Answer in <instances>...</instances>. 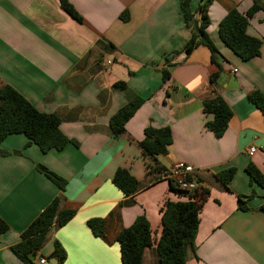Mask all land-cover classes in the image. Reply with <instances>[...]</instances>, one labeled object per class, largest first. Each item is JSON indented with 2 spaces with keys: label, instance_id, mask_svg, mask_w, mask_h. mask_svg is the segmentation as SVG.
<instances>
[{
  "label": "crops",
  "instance_id": "crops-1",
  "mask_svg": "<svg viewBox=\"0 0 264 264\" xmlns=\"http://www.w3.org/2000/svg\"><path fill=\"white\" fill-rule=\"evenodd\" d=\"M69 2L82 22L58 0H0V90L11 86L40 112L58 116L69 139L62 150L48 153L23 134L1 143L7 155L0 156V217L9 230L0 239V264H25L11 247L56 197L61 210L75 215L62 227L52 226L42 249L30 255L33 264L41 258L45 264H122L116 238L124 229L144 215L158 240L166 202L189 200L157 177L177 162L193 166L208 191L187 264H264V189L250 185L246 171L252 163L264 174V116L248 100L254 91L264 94V45L259 57L243 61L218 33L232 9L246 13L255 2L264 7V0H214L208 8L207 32L221 70L206 47L185 51L191 32L181 0ZM201 3L191 0L194 13ZM195 17L199 21L200 13ZM248 34L264 41V8L250 19ZM164 70L170 74L165 81ZM219 71L215 86L210 78ZM233 77L236 88L230 89ZM121 82L125 89L116 87ZM218 95L234 113L222 138L205 127L213 116L203 112ZM137 97L145 103L126 132L113 136L110 119ZM149 126L172 132L168 153L156 159L140 147ZM252 146L258 150L250 156ZM38 164L66 180L64 192L38 172ZM229 168L236 174L225 186L216 175ZM118 169L137 179L135 194L115 186ZM239 197L247 210L239 208ZM92 219L104 221L99 237L88 226ZM55 241L66 252L64 262L51 258ZM143 264H160L156 244L145 250Z\"/></svg>",
  "mask_w": 264,
  "mask_h": 264
},
{
  "label": "trees",
  "instance_id": "trees-1",
  "mask_svg": "<svg viewBox=\"0 0 264 264\" xmlns=\"http://www.w3.org/2000/svg\"><path fill=\"white\" fill-rule=\"evenodd\" d=\"M60 7L72 18L82 22V16L74 9L69 0H58ZM214 0H201L197 12L191 9V0H181L180 8L183 14L186 28L191 32V37L185 45V51L190 54L196 48L206 47L211 53V60L218 68V52L214 42L210 38L207 29L210 20L207 15L208 8ZM263 6L255 2L246 12L240 13L237 9H232L219 23L218 33L223 43L241 60L248 61L259 57L264 41L248 34L250 19ZM200 13L198 21L199 29L194 30L195 14ZM121 19H129L128 12L121 15ZM221 70V68L219 69ZM168 71L163 72L164 81L169 78ZM220 71L213 74L210 81L217 86ZM116 87L125 89V83H118ZM248 100L258 108L264 116V94L254 91L248 95ZM145 103V100L137 97L122 107L109 122L113 136L118 137L126 132L127 122ZM203 112L212 115L213 119L205 123V127L213 132L217 138H222L226 133L229 122L234 116L232 109L221 96H216L213 100L204 104ZM61 120L55 114L40 112L20 93L11 86H5L0 90V145L10 135L23 134L30 144H35L43 153L52 150H62L69 139L60 129ZM173 143L172 132L169 127L156 129L147 127L144 130V139L140 147L144 156L156 159L158 156L166 155L168 148ZM7 155L0 149V156ZM38 172L48 178L60 192H64L67 182L62 177L49 170L47 167L38 164ZM250 177V185L257 184L264 189V174L254 165L250 164L246 169ZM236 174L235 168H229L217 173V179L227 186ZM113 183L125 195L135 194L139 189V182L126 169H118L113 178ZM171 191L180 196H189L186 202L168 201L162 211V233L158 240L154 239L150 223L142 215L136 218L134 223L124 229L116 238L120 247V258L122 264H143L145 250L157 245V252L160 264H187V251L194 249L195 239L200 224V212L203 203L207 199L208 191L202 188L193 193L177 190L170 184ZM253 193L246 197L253 198ZM239 197L238 206L241 210H247V201ZM260 212L264 213V204L260 207ZM75 215L74 210H61L60 198L54 200L30 223L21 235V241L11 247L14 255L25 264H33L30 255H36L44 246L48 233L54 224L62 227L66 225ZM88 226L93 234L101 236L104 231V221L92 219L88 221ZM9 230V225L0 217V239ZM51 258H56L60 262L66 260V252L58 241L54 243V251Z\"/></svg>",
  "mask_w": 264,
  "mask_h": 264
},
{
  "label": "built area",
  "instance_id": "built-area-1",
  "mask_svg": "<svg viewBox=\"0 0 264 264\" xmlns=\"http://www.w3.org/2000/svg\"><path fill=\"white\" fill-rule=\"evenodd\" d=\"M112 62L107 61L106 65H110ZM258 148L252 146L248 149V154L253 156L257 152ZM160 180L167 181L172 184L177 190L193 193L197 190H201L203 187L197 177L195 168L185 162H177L169 168L160 170L157 174ZM189 198V196H187ZM40 264H45L46 259L41 258Z\"/></svg>",
  "mask_w": 264,
  "mask_h": 264
},
{
  "label": "water",
  "instance_id": "water-1",
  "mask_svg": "<svg viewBox=\"0 0 264 264\" xmlns=\"http://www.w3.org/2000/svg\"><path fill=\"white\" fill-rule=\"evenodd\" d=\"M198 29H199L198 20H195V21H194V30H195V31H198ZM236 83H237V81H236V79L233 77V78L231 79V81L229 82V85H228V86H230V89L236 88V87H233L234 85L236 86ZM225 88H226V86H225Z\"/></svg>",
  "mask_w": 264,
  "mask_h": 264
}]
</instances>
